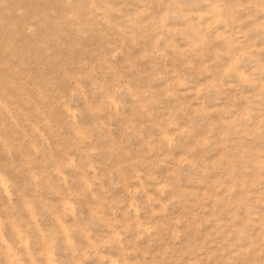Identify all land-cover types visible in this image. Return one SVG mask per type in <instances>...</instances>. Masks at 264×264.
Returning a JSON list of instances; mask_svg holds the SVG:
<instances>
[{
	"label": "clouds",
	"instance_id": "1",
	"mask_svg": "<svg viewBox=\"0 0 264 264\" xmlns=\"http://www.w3.org/2000/svg\"><path fill=\"white\" fill-rule=\"evenodd\" d=\"M0 264H264V0H0Z\"/></svg>",
	"mask_w": 264,
	"mask_h": 264
}]
</instances>
